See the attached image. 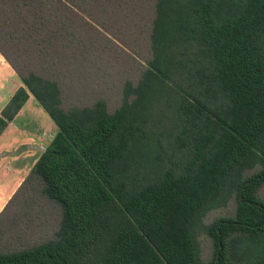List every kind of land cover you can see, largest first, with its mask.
Instances as JSON below:
<instances>
[{
    "label": "trees",
    "instance_id": "trees-1",
    "mask_svg": "<svg viewBox=\"0 0 264 264\" xmlns=\"http://www.w3.org/2000/svg\"><path fill=\"white\" fill-rule=\"evenodd\" d=\"M150 3L151 59L121 104L63 107L61 70L77 71L101 40L126 45L121 32ZM0 55L23 84L0 111V136L30 94L57 127L18 188L31 180L32 198L0 238L37 223L42 197L60 210L53 238L0 248V264H264V0H0ZM182 66L200 92L222 95V113L169 85ZM164 95L173 111L152 127ZM231 197L233 215L203 223Z\"/></svg>",
    "mask_w": 264,
    "mask_h": 264
},
{
    "label": "rangeland",
    "instance_id": "rangeland-1",
    "mask_svg": "<svg viewBox=\"0 0 264 264\" xmlns=\"http://www.w3.org/2000/svg\"><path fill=\"white\" fill-rule=\"evenodd\" d=\"M145 11L147 12L145 13L146 21L141 23L138 22L135 26L134 23L136 20L131 22L129 27L134 31L131 36L126 38L128 35L126 34L127 30L125 28V30L123 29V32H121V37L123 40L125 39L124 42L126 45L116 41L115 44H112L107 42V40H101L97 45L104 47L103 51L102 49L88 50L86 53V64H80L79 62L74 63V67L77 71L61 70L57 75L56 80L61 88L63 107L92 105L96 100L102 99L106 102L108 110L113 111L121 104L125 81L129 80L136 85L145 70L146 62L151 59L152 52L149 36L151 29L150 19L153 17L151 3ZM142 28L145 30L142 31ZM89 36H93V38L97 37L93 33ZM106 36L111 37L108 34H106ZM112 39L110 40L114 41ZM183 67L184 66L180 67L178 75H173V81H171L169 85L171 84L179 87V90L188 96L190 100L194 97H198L205 101L207 100L209 102L208 105L211 108V114L215 115V112L217 111L222 113L225 104L218 105L216 103L218 97L222 98V95L211 91L207 92L205 86H203L204 92H200L197 84H199L200 87L202 86L201 79L192 78V75L194 76V74L191 75V79L187 75L186 69H183ZM191 69L192 68L189 66L187 71H190ZM204 82L206 83V80ZM22 85L23 84L18 75L0 55V111L16 89ZM170 108L166 95L156 99L153 111L149 116V125L152 127L155 126L163 114H166L168 118L169 114L173 111L172 108ZM16 118L17 119L14 122L9 123L7 132L4 135L6 139L13 137L11 145L13 144L14 146L12 149L7 150L10 146L7 144V140L5 141V139H3V141L0 142V150H5V152L7 150V155L3 156L7 159L5 158L3 161L0 160V168L5 167V165H13V162L9 161L10 158H12L11 155L18 156L25 154L28 162L33 161V158L37 155L41 147L49 141L57 130L56 125L53 123L49 115L32 95L30 97V103ZM162 122L163 125L171 126L172 120L164 119ZM25 142H31L32 144L24 146ZM26 146H31V148L36 146V150L32 148L30 149V152L26 151ZM10 151L11 154H9ZM28 153L31 155L27 156ZM253 171L255 170H247L245 175ZM0 180L2 181L3 178L0 177ZM1 181L0 211H2L4 206L8 203V195L13 188V184L9 188L3 185L4 183ZM32 185V181L28 180L22 188L18 189V187L16 189L18 190L17 195L14 200L11 201L5 212L0 216V228L9 224V220H11L9 218L12 212H16L18 210L17 208L25 201V199L30 200L32 198ZM35 190L37 191V187H35ZM259 194L264 198V185L260 188ZM33 200H35V197H33ZM39 205L41 213L37 220L38 222L36 223L26 220V222L30 224L29 227H24V225H21L20 223V228L19 226L18 228L15 227L13 229L8 228L5 235L0 238V248L29 246L54 237V232L56 231L60 220V210L52 204L49 205L44 197H42ZM234 209L235 200L231 197L225 206L208 211L202 221L204 224H207L217 217L231 216L233 215ZM20 218L22 221L23 217L20 216ZM197 241L202 260L208 262L214 254L211 239L203 232V230H199L197 232ZM251 248L252 250H249ZM256 249L257 247H255V245L243 247L240 256H244L246 253H249V251L254 252Z\"/></svg>",
    "mask_w": 264,
    "mask_h": 264
},
{
    "label": "crops",
    "instance_id": "crops-1",
    "mask_svg": "<svg viewBox=\"0 0 264 264\" xmlns=\"http://www.w3.org/2000/svg\"><path fill=\"white\" fill-rule=\"evenodd\" d=\"M30 97H31V95H29L28 100L26 101V103L24 104V106L21 108V110L19 111V113L17 114V116L30 103ZM16 117L13 119L12 122H14L17 119ZM6 132H7V128L5 129V131L0 136V142H2L3 139H5V141L7 140L6 141V142H8L7 144L10 145L9 148L7 149V150H9V149H12V147L14 146L13 144L11 145V141H12L13 137H11L9 139H6L5 136H4ZM50 139H49V141H50ZM27 141H29V140H27ZM49 141H47V143L44 146L41 147V149L38 151L37 155L33 158V161L28 162L26 160V155L25 154L24 155L21 154V155H18V156L11 155L12 158H10L9 161L10 162H13V165H10V166L5 165V167L0 168V177L3 178V180L2 181L0 180V181L4 183L3 185H5V186H7V187L10 188V186H12V184H13V188L11 189L10 194L8 195V199H10V197L15 193L16 189L21 185V183L23 182V180L26 178V176L28 174V171H29L31 165L35 162V160L37 159V156L39 155L40 151H42V149L45 148V146L49 143ZM13 143H14V140H13ZM28 144H32V143L31 142H25L24 143V146L25 145L28 146ZM27 146L25 147L26 148L25 149L26 151H29L30 152L31 151L30 149H32V148L34 150H36V146H33L32 148H31V146H29V147H27ZM7 150H6V152H5V150H0V160H2V161L5 160L6 157H3V156L7 155ZM33 151H32V153H33ZM9 154H11V151H10ZM28 155H31V154L28 153L27 156ZM7 191H8V189H7Z\"/></svg>",
    "mask_w": 264,
    "mask_h": 264
}]
</instances>
